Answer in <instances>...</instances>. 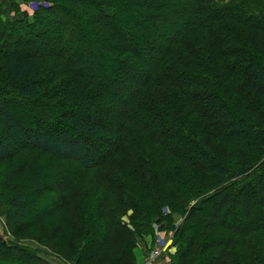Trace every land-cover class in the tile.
<instances>
[{
    "label": "trees",
    "instance_id": "1",
    "mask_svg": "<svg viewBox=\"0 0 264 264\" xmlns=\"http://www.w3.org/2000/svg\"><path fill=\"white\" fill-rule=\"evenodd\" d=\"M122 4L139 54L113 16ZM68 56L107 57L96 68L111 76L95 82ZM0 69V262L136 264L155 227L172 236L166 264H264V0H10ZM131 73L144 77L128 99L104 92ZM51 159L67 163L58 189ZM29 199L51 203L27 221Z\"/></svg>",
    "mask_w": 264,
    "mask_h": 264
},
{
    "label": "rangeland",
    "instance_id": "2",
    "mask_svg": "<svg viewBox=\"0 0 264 264\" xmlns=\"http://www.w3.org/2000/svg\"><path fill=\"white\" fill-rule=\"evenodd\" d=\"M7 1H10V0H0V3L3 4V3H6ZM156 1H158V0H156ZM42 5L47 6V4H42ZM4 8H6V10L8 11L7 6H4L3 9ZM35 8H36V6L32 2H30L28 5H23V4L20 5V9L28 11L29 14H32L33 11L35 10ZM112 13H113V16H115V18L117 16V18L121 19L118 22L119 26L121 27V30L123 31V33L126 34V37L129 38V42L134 47L135 51L138 54L141 53L140 48L143 47V43H144L143 40L144 39H143V36H139V38L142 41V42H140V40L138 39V35H141V34H139V32L136 31L137 29L135 30L134 27L130 24L131 23L130 22L131 17H134V16H132V12L129 11L128 7H126L122 4L121 6L116 7L114 9V12H112ZM12 15H14V13ZM8 17L12 18L11 13H10V15H8ZM5 18L7 19L6 15L3 16V20ZM140 18H141L140 21L143 22V18L142 17H140ZM178 23L179 22H177V24ZM143 24H144V27L146 28V30L151 35H153L154 37H156L157 35H161V34L166 35V37H167V34L170 32V30L168 28H166V29H164V28H153V27H150L148 24H145L144 22H143ZM58 29H59V27H57V30L54 29L52 36L58 35V34H56L57 31H59ZM74 36H76V38L79 40L80 39L84 40L83 42L85 44H87L88 47H90L92 50L94 49L93 48L94 44L92 43V41L90 39L89 32L83 31V32L78 33V34H74ZM50 37H51V35H48V38L45 40V45H46L45 47H47L48 49L53 48V50L52 49H50V50L58 52V50L60 51V47L61 48L66 47V42H64L62 45H57V46L53 45V42L52 43L49 42ZM136 39H138V40H136ZM36 44L40 45L39 43L32 42L29 45L20 46V50L16 53V55L19 57L24 53H28V54L31 53L33 48H34L33 46ZM101 57H103V58H101ZM101 57H99V59H97L98 62H96V60H94V59L88 60V59H85L83 57H80L79 59H77L75 57L68 56L67 58H68V60H72V59L74 60V63H73L74 69H76V70L79 69V70L83 71L84 73L88 74L92 80H94L95 82H98V81L102 80L104 77L109 78L111 76V75H109V72L106 69L107 66L105 68H102V69L96 68V65L98 63H101L102 65H104V64H109L111 62L110 59H108L107 57H104V56H101ZM147 58L149 59L150 56H148ZM1 76H2V71L0 69V78H1ZM129 76H131V77L127 78V76H124V77L123 76H117V75L113 76L115 78L114 81L112 79L109 82L108 86H105L104 92L108 96H110L112 99H115L117 101H122V100L124 101V100L128 99V97L133 93L137 84L144 77L143 75H141L139 73H131ZM131 78H132V80H131ZM120 81L123 82L122 84L125 85V87L122 88L120 86ZM0 83H1V81H0ZM2 107L5 108L4 105L0 104V108H2ZM104 120H103V123L106 126H109V127L114 126V122L112 121V119L106 118V120L105 121ZM32 121H33L32 119H30V120L24 119L23 120V123H24L23 128L27 129V128L33 127ZM31 130L36 131L34 128H32ZM18 159H19V162H21L20 161L21 160L20 155L18 156ZM47 162L50 163V166H51L50 168L56 167V165H59L61 168H63V167H65V164H67L63 161L62 162L56 161L54 159L47 160ZM2 167L3 166H0V168H2ZM64 170H65L64 168L62 169L61 172H58L59 171L58 170L57 171L58 173L54 172L50 176L47 177L49 187H51L53 189H58V188L63 187L64 181L67 180V173H65L66 171H64ZM33 188H34L33 185H27L25 187L26 193L31 194ZM50 203H51L50 200H48L47 203H44V202H39L37 200L30 201V199H29L27 202V207L29 210V218H27L26 220L29 221V220L33 219L34 217H36L40 212L41 206L48 205ZM239 213H240V210L238 208L237 209L233 208L232 214L228 218V223H231V224H233V226H236L234 223L235 222L238 223L239 220H242ZM263 213H264V211H263ZM258 221L264 222V218H262ZM177 224H178V222L175 223V225H177ZM153 231H154L153 233L155 236V240L153 241V243L151 241H149L148 239L145 242L138 241V245L134 250V256H135L136 264L139 263V261H138L139 255L141 257L143 256V260H142L141 264H144L146 258H149L150 254L154 250H156V247L158 246L160 241L166 242L169 239L172 241L171 234L168 233V235H167L165 233H159V232H157L158 229L155 227H154ZM0 232L3 236V238H5L6 240L9 239V236L5 235L4 222L2 220H0ZM24 243L27 245V243L25 241H24ZM170 246H171V243H170ZM169 253H170L169 249L162 252V255L159 256L158 259L156 260V264H166V258H167V255ZM16 261L18 262V260H16ZM0 264H3V263L0 262Z\"/></svg>",
    "mask_w": 264,
    "mask_h": 264
},
{
    "label": "built area",
    "instance_id": "3",
    "mask_svg": "<svg viewBox=\"0 0 264 264\" xmlns=\"http://www.w3.org/2000/svg\"><path fill=\"white\" fill-rule=\"evenodd\" d=\"M171 240H167L166 242L160 241L158 246L156 247V250H154L149 258H146L144 264H156V260L158 259L159 256L162 255V252L165 250L169 249Z\"/></svg>",
    "mask_w": 264,
    "mask_h": 264
},
{
    "label": "crops",
    "instance_id": "4",
    "mask_svg": "<svg viewBox=\"0 0 264 264\" xmlns=\"http://www.w3.org/2000/svg\"><path fill=\"white\" fill-rule=\"evenodd\" d=\"M49 260H50V262L52 263V264H64L63 262H61V261H59V260H57V259H54V258H48ZM142 260H143V256L141 257L140 255H139V258H138V261H139V263L141 264V262H142ZM138 263V264H139Z\"/></svg>",
    "mask_w": 264,
    "mask_h": 264
}]
</instances>
